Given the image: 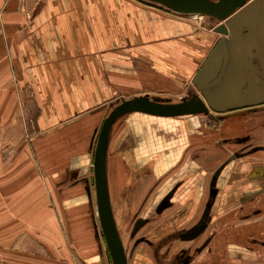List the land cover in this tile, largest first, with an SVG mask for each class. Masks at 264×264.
Returning a JSON list of instances; mask_svg holds the SVG:
<instances>
[{"label":"crops","instance_id":"obj_1","mask_svg":"<svg viewBox=\"0 0 264 264\" xmlns=\"http://www.w3.org/2000/svg\"><path fill=\"white\" fill-rule=\"evenodd\" d=\"M210 24L198 29L135 0H0V264H105L98 244L74 250L60 212L95 206L94 148L115 105L169 100L153 91L163 82L194 86L221 38ZM197 46L206 54L196 55ZM231 111L213 115L231 128L239 123ZM195 129L202 126L187 118H119L106 157L113 208L201 209L209 176L226 156L215 164L220 150L201 153ZM56 179L65 183L52 185Z\"/></svg>","mask_w":264,"mask_h":264},{"label":"water","instance_id":"obj_2","mask_svg":"<svg viewBox=\"0 0 264 264\" xmlns=\"http://www.w3.org/2000/svg\"><path fill=\"white\" fill-rule=\"evenodd\" d=\"M169 12L181 15H202L218 24L213 32L220 35L194 79L202 99L193 97L180 102L159 98L136 97L115 105L104 118L93 154L94 199L99 228L112 264H127L118 235L106 178V157L112 126L121 117L141 113L154 117L181 118L208 115L210 111L228 110L256 105L259 102L243 101L248 79H255L248 63L254 55L264 75V10L263 0L246 3V0H142ZM264 86V82H261ZM235 104V105H234ZM141 226L138 221L134 231Z\"/></svg>","mask_w":264,"mask_h":264},{"label":"flooded vegetation","instance_id":"obj_3","mask_svg":"<svg viewBox=\"0 0 264 264\" xmlns=\"http://www.w3.org/2000/svg\"><path fill=\"white\" fill-rule=\"evenodd\" d=\"M254 1L258 0L245 2ZM262 7L264 10V4ZM261 88L264 90V86L261 85ZM250 102L259 103L226 113L240 117L237 118V125L250 123L251 134L227 139L223 143L238 147L229 152L211 172L201 209L179 208L169 203L163 210L159 206L150 211L141 208L132 212L128 209L124 211L125 206L119 203L114 206L121 216L130 214L125 243L120 238L127 264H196L205 250L212 252L211 243L216 241V235L210 229L216 221L224 220L228 215L239 211L243 221L264 213V96ZM207 116L215 119L212 111ZM217 116V120H223L221 115ZM178 187L169 192L166 198H172ZM111 208L116 221L119 216L115 214L112 204ZM247 209L250 212L243 214L242 211ZM138 221L141 226L134 231ZM217 235L219 237L220 233ZM255 240L260 246H264L262 240ZM218 241H221L220 238ZM247 250L250 251V247ZM234 255L236 264H244L246 256L250 259L257 257L244 256L239 251H235ZM208 258L202 264H210V256ZM255 262L260 263L262 260L256 258Z\"/></svg>","mask_w":264,"mask_h":264},{"label":"rangeland","instance_id":"obj_4","mask_svg":"<svg viewBox=\"0 0 264 264\" xmlns=\"http://www.w3.org/2000/svg\"><path fill=\"white\" fill-rule=\"evenodd\" d=\"M137 1L140 6L152 9L158 13L161 14L163 17L171 18V19H179L184 20L190 25L198 28V29H205L208 25V21L211 22V29L217 26V22L214 20L207 19L206 17H192V16H181L172 12H169L163 8H160L156 5L148 4L142 0H135ZM259 1V0H258ZM219 37H221L219 35ZM217 41V40H215ZM214 41V43H215ZM217 44V42L215 43ZM212 47V46H211ZM214 48V47H213ZM204 51V54H206L205 50L202 49V46L196 47V55L202 54ZM248 69L251 73L255 74V79H248L245 84V89L243 92L242 97L239 99L237 104H240L243 101H253L260 99L264 96V90L261 88V82H264V75L261 72L257 61L254 57V55H251L249 63H248ZM163 86L156 87V89H153V91L157 94H163L168 95L171 97L169 101L171 102H180L182 100H186L189 98L197 97L202 99L201 92L197 90L195 85L192 87V85L189 83V80H185L184 84H180L178 88H168L167 84L165 82L162 83ZM149 85H146L145 89L148 88ZM170 86V85H169ZM188 90V91H187ZM138 92V91H137ZM28 101V100H27ZM235 105V104H234ZM235 110V109H234ZM230 111V110H228ZM227 112V111H226ZM30 117L33 118L34 111H31ZM214 113V112H212ZM216 116V115H214ZM188 119L189 122L193 123H199V125L202 126V130L195 129L194 131L197 132L196 136L200 138L201 141L197 142V145L199 148H201V153L205 152L207 149L212 150H220L222 154H220L221 158L215 162V164H218L229 152H232L234 149H236L238 146L231 145V144H222L223 139H234L239 136L245 135V134H251L250 123H246L244 125H236L231 128L224 127L226 121L211 119L207 115H197V116H190V117H181V119ZM235 118H240L238 116H235ZM262 118V117H261ZM261 118L259 120V124H261ZM230 129V130H228ZM203 131V134L202 132ZM30 134V132L28 131ZM209 134V135H208ZM205 137V140L204 138ZM195 145H189V152L190 149ZM215 148V149H214ZM30 151V152H29ZM195 153L189 156V159L192 160L194 156L196 157L197 154L201 153ZM23 153L24 152H20ZM25 153L34 155V152L30 145L25 146ZM37 165V179H36V185L38 183H42L40 176V168ZM203 174H206V171H202ZM39 179V180H38ZM53 182L52 185L56 186L59 183H65L62 179H56V180H50ZM60 181V182H59ZM55 182H57L55 184ZM59 182V183H58ZM61 183V184H62ZM65 187V186H63ZM80 209L72 208L68 209L67 212L63 211L60 212V216L62 219V226L63 229L62 233L67 234L68 239L71 241V245L73 246L74 250L81 251L82 248L87 250V246L95 247L96 244L99 245V255L102 256L105 264H112L110 256L108 254L104 239L102 237L99 223L97 220L96 215V207L90 206V212H84L79 211ZM114 212L117 216L116 217V228L118 229V233L120 238L124 240V243L126 241V233L128 229V222L130 218V214L125 217L121 216V213L119 210H116L114 207ZM250 211L249 209L242 211L243 214H248ZM93 216V218L89 217ZM241 212H234L230 215H228L224 220L216 221L215 225L212 226L210 229L211 233H215L216 241L211 243V251L208 252V250H205L201 256L197 259L196 264H202L203 261L205 262V258H208L210 256V264H236V256L234 255L235 251H239L242 253V255H252L253 257L259 258L262 260L260 263H256L254 258H249V256H246V262L244 264H264V246H260V244L255 240L258 238L259 240H262L264 242V213L256 216L255 218L247 221L241 220ZM84 220H83V218ZM125 217V219L123 218ZM226 222V223H225ZM218 233H220V236L217 237ZM253 237V238H251ZM220 238V242L218 241ZM96 239L97 243L94 241ZM213 239V240H214ZM247 247H250V251L247 250ZM97 250H94L93 255H96ZM98 255V254H97ZM92 256V255H91ZM90 256V257H91ZM209 259V258H208ZM220 259H226V260H220ZM253 261V262H252Z\"/></svg>","mask_w":264,"mask_h":264},{"label":"built area","instance_id":"obj_5","mask_svg":"<svg viewBox=\"0 0 264 264\" xmlns=\"http://www.w3.org/2000/svg\"><path fill=\"white\" fill-rule=\"evenodd\" d=\"M188 16H192V17H199V18H201V17H204V16H202V15H188Z\"/></svg>","mask_w":264,"mask_h":264}]
</instances>
